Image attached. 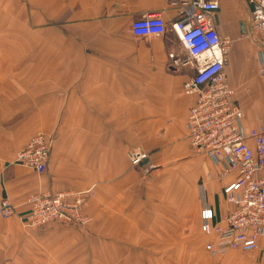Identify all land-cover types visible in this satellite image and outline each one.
Segmentation results:
<instances>
[{"label":"crops","instance_id":"0c3cea01","mask_svg":"<svg viewBox=\"0 0 264 264\" xmlns=\"http://www.w3.org/2000/svg\"><path fill=\"white\" fill-rule=\"evenodd\" d=\"M156 11L166 31L134 35L132 22ZM179 18L170 0H0V200L15 207L0 217V264H264V236L253 251L205 248L204 199L224 215L238 173L191 148L198 97L184 92L195 69L171 28ZM214 20L244 125L264 130L252 6L221 0ZM38 132L51 139L44 173L14 159ZM135 148L148 157L134 165ZM60 191L89 192L90 222L29 227L30 196Z\"/></svg>","mask_w":264,"mask_h":264},{"label":"built area","instance_id":"2783aa9c","mask_svg":"<svg viewBox=\"0 0 264 264\" xmlns=\"http://www.w3.org/2000/svg\"><path fill=\"white\" fill-rule=\"evenodd\" d=\"M244 1L252 6L255 28L264 34V0ZM170 2L180 13L171 28L189 53L186 62L195 69L184 84L186 94L198 97L186 122L191 148L220 165L223 175L238 173L236 180L223 188L232 204L224 215L216 219V212L204 199L201 229L208 237L205 248L217 256L231 249L253 251L264 236V130L245 127L244 110L228 82L225 64L230 43L220 35L214 20L221 0ZM131 28L136 36L161 35L167 23L160 11L148 12L135 19ZM259 60L263 72L264 48L259 51ZM50 150L51 139L46 133L38 132L16 152L14 159L16 163L44 173ZM128 157L135 165L145 160L148 153L135 148L129 150ZM88 194L86 191L34 193L29 198L31 208L24 221L29 227L52 222L87 224L90 218L84 208ZM14 214V205L7 197L2 198L0 217L9 218Z\"/></svg>","mask_w":264,"mask_h":264},{"label":"rangeland","instance_id":"374dc122","mask_svg":"<svg viewBox=\"0 0 264 264\" xmlns=\"http://www.w3.org/2000/svg\"><path fill=\"white\" fill-rule=\"evenodd\" d=\"M89 222H90V221H89ZM89 222H88V223H89ZM49 224H50V223H49ZM46 225H48V224H46ZM43 226H44V225H43ZM39 227H42V226H39ZM211 254H212V253H211ZM225 254H226V253H225ZM225 254H224V255H225ZM212 255H213V254H212ZM214 256H217V255H214ZM218 257H220V256H218ZM221 257H222V256H221ZM224 259H225V258H224Z\"/></svg>","mask_w":264,"mask_h":264}]
</instances>
